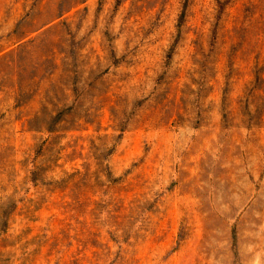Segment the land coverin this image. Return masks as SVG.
I'll list each match as a JSON object with an SVG mask.
<instances>
[{
    "label": "rangeland",
    "instance_id": "rangeland-1",
    "mask_svg": "<svg viewBox=\"0 0 264 264\" xmlns=\"http://www.w3.org/2000/svg\"><path fill=\"white\" fill-rule=\"evenodd\" d=\"M0 264H264V0H0Z\"/></svg>",
    "mask_w": 264,
    "mask_h": 264
}]
</instances>
